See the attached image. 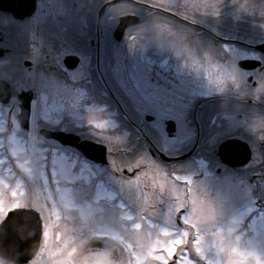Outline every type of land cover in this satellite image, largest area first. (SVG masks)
<instances>
[{
    "label": "flooded vegetation",
    "instance_id": "1",
    "mask_svg": "<svg viewBox=\"0 0 264 264\" xmlns=\"http://www.w3.org/2000/svg\"><path fill=\"white\" fill-rule=\"evenodd\" d=\"M242 1L247 4L245 7L242 3L236 6L246 12L240 20L247 26L248 35L226 37L218 35L215 32L217 25L208 21L209 13H217L219 18L220 9L225 8L220 2L213 12L207 6V0H0V83H3L0 85V107L7 110L4 118L9 122L4 135L13 134V120V124L19 125V106L22 98L28 96L31 123L35 93L30 80L33 75L40 74L54 79L38 84L40 95L43 85L51 88L59 85L62 92L67 91L74 97L78 92L76 88L86 91L83 101L87 99L92 108H97L100 120L108 121V124L115 120L116 124L133 130L129 126L132 122L140 131L138 145H145L150 157L159 161L157 153L162 152V148L152 142L143 129L141 118L130 108L127 90L114 85L111 80L119 48L126 67L132 66L128 60L132 61L134 56L139 58L137 71L146 77L151 92L159 89L152 83L150 76L153 74L177 77L174 78L176 87L181 80L188 82L190 103L185 112L187 126L183 140L187 148L181 154L168 156L173 160L169 163L187 156L183 159L186 163L174 168L172 174L167 171L172 184L166 192L159 186L157 177L160 174L152 166L130 165L133 149L118 146L108 152L92 138L93 143L105 147L106 164L90 163L75 148L67 147L94 170H99L93 173L92 189H95L96 181L113 185L108 180L115 178L127 185L122 190L125 202H128L127 192L134 189L142 199H146L142 196L144 193L149 196L147 199L190 202L191 216L193 209L199 207L197 214L216 219L236 216L238 212L233 213L232 207L246 200L239 217L248 215V218L239 222L236 232L252 237L257 230L253 225L250 229L249 224H254L260 216L264 220V53L241 43L264 44V20L257 17L262 12L256 11L253 4L256 0ZM194 2L200 11L193 9ZM129 16L136 18L137 23L126 26L120 39L116 40L114 32L120 19ZM139 26L144 29L170 28L171 32L164 42L161 37H144V34L131 36L130 42L126 41L127 32ZM255 28H259L260 40L253 43L248 41L252 38L247 37L256 35ZM123 39L124 45L120 46ZM226 46L229 49L226 50ZM247 60L253 61L255 66L241 68L239 63ZM4 71L9 72L8 77ZM203 74L207 78L226 81L227 85H213V94L203 97L204 94L193 90L202 85H191L193 78ZM82 76L81 82L88 81V85L79 84ZM146 88L143 85L140 91L144 95ZM171 88L167 91H172ZM21 93L27 96H20ZM150 96L153 103L160 105L152 94ZM144 113H147L142 116L144 123L156 118L151 112ZM174 119L162 120L164 131L167 121L175 123L173 134L164 132L167 140L182 137L178 120ZM47 130L61 131L58 128ZM74 135L79 137V134ZM228 143V148L219 153L221 145ZM108 156L116 164L109 165ZM92 203H98L94 196ZM179 214L174 220L176 227H181Z\"/></svg>",
    "mask_w": 264,
    "mask_h": 264
},
{
    "label": "rangeland",
    "instance_id": "2",
    "mask_svg": "<svg viewBox=\"0 0 264 264\" xmlns=\"http://www.w3.org/2000/svg\"><path fill=\"white\" fill-rule=\"evenodd\" d=\"M256 1L253 3L255 9L262 12L259 15L263 18L259 15L257 17L264 20V0ZM219 2L225 6L219 11V18L216 17L217 13L208 14V21L218 27L215 32L226 37L248 35V29H245L247 26L240 20L246 12L244 8L236 6L242 3L245 7L247 4L242 0H207V6L215 12ZM193 9L200 11L195 2ZM258 29H254L256 35L247 37L252 38L248 41L255 43L260 40ZM169 31L170 28L144 29L139 26L129 30L125 40L129 41L131 36L144 34V37H161L164 42L169 36ZM121 45H124V39ZM228 47L226 46V50ZM117 50L119 52L115 54V67L111 77L113 84L127 90L131 101L129 106L136 113V117L141 118L143 129L152 142L160 146L167 156L181 154L187 148L183 140L186 138L187 126L185 112L190 103L188 82L181 80L176 87L174 78L177 77L168 78L162 74H153L150 78L154 87L159 89L151 92V85L145 80L146 77L137 71L139 58L134 56L132 61L128 60L127 63H132V66L126 67L121 49ZM137 52L136 49L134 54ZM4 75L8 77L9 72L4 71ZM201 76L193 78L191 85H202L200 89L193 90L204 94L203 97L213 94V85H227L226 81L219 78H207L205 74ZM82 78L84 77H79V84L88 85V81L81 82ZM52 80L54 79L51 76L40 74L33 75L30 80V86L35 93V103L31 105L29 130L22 131L19 125L13 124V120V134L4 135L9 122L4 118L7 110L0 107V222L8 211L15 208H30L39 213L42 238L31 264H38L41 260H46V264H161L162 260L165 264L167 260L172 264H264L262 216L254 224H249L250 229L253 225L255 231L257 230L252 237L247 238L243 233H235L239 222L248 218V215L239 217L241 208L247 204L246 200L232 207L233 213L238 212L236 216L216 219L197 214L200 209L194 205L196 209H193L191 216L190 202L186 204L184 200L175 203L163 198L147 199L149 196L144 193L142 196L146 199H142L134 189L127 192L128 202H125L122 190L127 185L115 178L112 181L106 178L113 185L96 181L95 189H92L93 173L99 170H94L73 152L64 150L52 140L41 137L37 134L40 129L58 128L62 132L79 134L82 140L92 141L93 138L104 145L108 152L118 146L125 150L132 147V156L129 159L134 163L130 165L152 166L160 174V177H157L159 186L166 192L172 184L167 174H172L174 168L185 164L186 161L163 164L153 160L145 145L139 146L137 141L133 144L137 136L135 132L116 124L115 120L108 124V121L99 119L101 115L97 113V108H92L87 99L83 101L82 96H86L84 90L76 88L78 92L74 97V94L71 95L67 91L62 92L58 88L59 85L54 88L43 85L40 95L38 84ZM143 85L147 86L146 94L150 98L152 94L160 105L153 103L146 94L140 92ZM118 87L116 90L119 91ZM168 87L172 91H167ZM118 94L121 95L120 92ZM144 112H151L156 118L152 122L144 123L142 116L147 114ZM165 118L178 120L179 135L182 137L167 140L162 121ZM131 123L129 124L133 125ZM105 132L110 134L106 135ZM107 161L109 165L116 164L110 156ZM92 196L98 203H92ZM181 210L183 212L179 214ZM177 214L182 228L174 225ZM184 223L187 226L184 227ZM173 242H176L175 259L169 257L165 260L159 246L173 245ZM0 264L4 263L0 261Z\"/></svg>",
    "mask_w": 264,
    "mask_h": 264
},
{
    "label": "water",
    "instance_id": "3",
    "mask_svg": "<svg viewBox=\"0 0 264 264\" xmlns=\"http://www.w3.org/2000/svg\"><path fill=\"white\" fill-rule=\"evenodd\" d=\"M137 21L136 18L130 16L120 19L114 32V38L116 40L120 39L125 27L136 24ZM241 45L264 53V44L248 45L241 43ZM251 64L252 66H249ZM239 66L244 69H251L255 66V63L250 60L241 61ZM0 85H3V83H0ZM20 96L25 97L27 94L21 93ZM19 111L18 120L20 126L23 129H28L30 116L29 96L28 98H22ZM174 131L175 123L167 121L165 123V132L171 135ZM40 134L44 138L56 141L63 146L75 148L89 161L106 164V149L100 144L88 140H80L78 136L62 131L41 129ZM228 145L229 143L221 145L219 153L227 149ZM158 156L163 162L173 161L160 152ZM186 157L183 156L178 159ZM240 163L243 164L244 162ZM234 165H238V163H234ZM41 234L42 222L36 211L26 208H15L8 211L0 222V259L11 264H27L35 256L39 248Z\"/></svg>",
    "mask_w": 264,
    "mask_h": 264
},
{
    "label": "snow or ice",
    "instance_id": "4",
    "mask_svg": "<svg viewBox=\"0 0 264 264\" xmlns=\"http://www.w3.org/2000/svg\"><path fill=\"white\" fill-rule=\"evenodd\" d=\"M176 242H173V245H168V244H163L159 246V251L164 253V258L165 260H167V258L169 257H174L175 256V252H174V244ZM156 259L160 260V257H156ZM161 264H165V261L162 260ZM167 264H170V260H167Z\"/></svg>",
    "mask_w": 264,
    "mask_h": 264
}]
</instances>
